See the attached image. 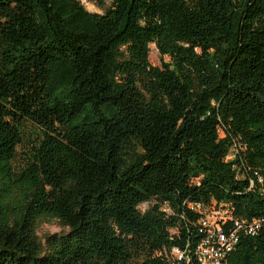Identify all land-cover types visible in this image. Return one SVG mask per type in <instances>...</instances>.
<instances>
[{"label":"trees","instance_id":"16d2710c","mask_svg":"<svg viewBox=\"0 0 264 264\" xmlns=\"http://www.w3.org/2000/svg\"><path fill=\"white\" fill-rule=\"evenodd\" d=\"M197 204L264 264V0H0V264H197Z\"/></svg>","mask_w":264,"mask_h":264},{"label":"built area","instance_id":"2783aa9c","mask_svg":"<svg viewBox=\"0 0 264 264\" xmlns=\"http://www.w3.org/2000/svg\"><path fill=\"white\" fill-rule=\"evenodd\" d=\"M191 210L200 215L199 231L202 238L195 250L197 264H225L238 241L241 233L254 236L260 229V222L246 223L233 219L227 209L204 208L197 204ZM229 224L232 227L227 228Z\"/></svg>","mask_w":264,"mask_h":264},{"label":"rangeland","instance_id":"374dc122","mask_svg":"<svg viewBox=\"0 0 264 264\" xmlns=\"http://www.w3.org/2000/svg\"><path fill=\"white\" fill-rule=\"evenodd\" d=\"M84 6V8L91 13L103 14L111 7V0H77ZM151 52L149 55V62L154 67H161L163 60L158 53L155 45H151ZM154 202L144 203L139 207V211L144 213L152 208ZM168 211V210H166ZM67 229L63 228L60 223L52 218H44L39 221L37 226V235L39 238L44 239L45 236L60 234L66 232ZM177 255V253H174Z\"/></svg>","mask_w":264,"mask_h":264}]
</instances>
